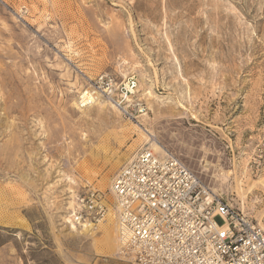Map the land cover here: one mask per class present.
Masks as SVG:
<instances>
[{
  "label": "rangeland",
  "instance_id": "1",
  "mask_svg": "<svg viewBox=\"0 0 264 264\" xmlns=\"http://www.w3.org/2000/svg\"><path fill=\"white\" fill-rule=\"evenodd\" d=\"M100 72L134 74L147 113L79 107ZM262 139L264 0H0V264H131L109 186L153 141L263 223ZM89 187L108 211L72 227Z\"/></svg>",
  "mask_w": 264,
  "mask_h": 264
},
{
  "label": "built area",
  "instance_id": "2",
  "mask_svg": "<svg viewBox=\"0 0 264 264\" xmlns=\"http://www.w3.org/2000/svg\"><path fill=\"white\" fill-rule=\"evenodd\" d=\"M138 78L100 72L88 85L98 99L137 121L147 113ZM247 168L264 178V139ZM119 253L131 264H264L263 223L211 192L177 156L139 148L113 176ZM108 208L102 191L75 195L68 223L95 228Z\"/></svg>",
  "mask_w": 264,
  "mask_h": 264
},
{
  "label": "bare ground",
  "instance_id": "3",
  "mask_svg": "<svg viewBox=\"0 0 264 264\" xmlns=\"http://www.w3.org/2000/svg\"><path fill=\"white\" fill-rule=\"evenodd\" d=\"M149 92V91H148ZM151 95V94H150ZM96 102L95 101V97L93 96V94L88 90H81L79 95H78V98H77V104L79 107H85V106H88L92 103ZM99 102H108L104 99H99ZM110 105L112 107H114L115 109H117L114 105H112L110 103ZM153 146L156 150H161V151H155V153L159 154L160 156H164L165 154H167V151L165 150H162L161 147L157 144L156 141H153ZM105 180V179H104ZM103 180V181H104ZM74 227V226H72ZM73 229V228H72Z\"/></svg>",
  "mask_w": 264,
  "mask_h": 264
}]
</instances>
